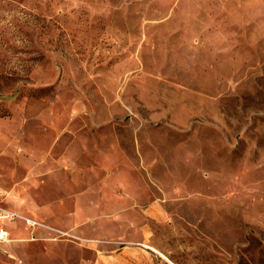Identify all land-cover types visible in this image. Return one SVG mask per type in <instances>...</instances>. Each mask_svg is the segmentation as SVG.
<instances>
[{
    "label": "rangeland",
    "instance_id": "rangeland-1",
    "mask_svg": "<svg viewBox=\"0 0 264 264\" xmlns=\"http://www.w3.org/2000/svg\"><path fill=\"white\" fill-rule=\"evenodd\" d=\"M0 264H264V0H0Z\"/></svg>",
    "mask_w": 264,
    "mask_h": 264
},
{
    "label": "built area",
    "instance_id": "built-area-1",
    "mask_svg": "<svg viewBox=\"0 0 264 264\" xmlns=\"http://www.w3.org/2000/svg\"><path fill=\"white\" fill-rule=\"evenodd\" d=\"M23 219L26 223V226L32 229L37 227L45 226L42 222L24 217L12 210L10 207H6L0 204V245L7 244L11 241V238L8 235V232L5 227L6 221H13L15 219Z\"/></svg>",
    "mask_w": 264,
    "mask_h": 264
},
{
    "label": "crops",
    "instance_id": "crops-1",
    "mask_svg": "<svg viewBox=\"0 0 264 264\" xmlns=\"http://www.w3.org/2000/svg\"><path fill=\"white\" fill-rule=\"evenodd\" d=\"M38 229V227L36 228V230ZM12 239V238H11ZM5 244H3V245H0V247H3ZM98 262H99V264H101V260L99 259L98 260Z\"/></svg>",
    "mask_w": 264,
    "mask_h": 264
}]
</instances>
